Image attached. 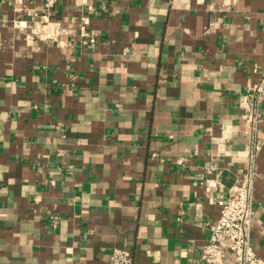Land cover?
<instances>
[{
	"label": "crops",
	"instance_id": "0c3cea01",
	"mask_svg": "<svg viewBox=\"0 0 264 264\" xmlns=\"http://www.w3.org/2000/svg\"><path fill=\"white\" fill-rule=\"evenodd\" d=\"M263 69L264 0H0V264H203Z\"/></svg>",
	"mask_w": 264,
	"mask_h": 264
},
{
	"label": "built area",
	"instance_id": "2783aa9c",
	"mask_svg": "<svg viewBox=\"0 0 264 264\" xmlns=\"http://www.w3.org/2000/svg\"><path fill=\"white\" fill-rule=\"evenodd\" d=\"M56 2L57 0H43L45 11H50ZM83 36L88 43L95 42L88 33L84 32ZM263 103L264 69L259 79L238 101L250 144L248 171L228 188L225 198L218 200L217 217L206 224L209 237L200 250V260L203 264H264L250 244V226L253 216V164L261 145L258 132L262 120ZM110 264H131L129 251L114 249L110 255Z\"/></svg>",
	"mask_w": 264,
	"mask_h": 264
}]
</instances>
